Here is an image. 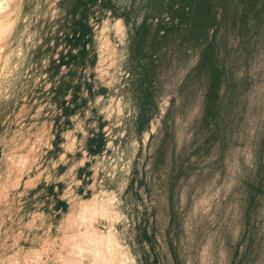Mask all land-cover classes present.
I'll return each mask as SVG.
<instances>
[{
  "label": "rangeland",
  "instance_id": "rangeland-1",
  "mask_svg": "<svg viewBox=\"0 0 264 264\" xmlns=\"http://www.w3.org/2000/svg\"><path fill=\"white\" fill-rule=\"evenodd\" d=\"M76 1L0 0V264H264V0Z\"/></svg>",
  "mask_w": 264,
  "mask_h": 264
},
{
  "label": "trees",
  "instance_id": "trees-1",
  "mask_svg": "<svg viewBox=\"0 0 264 264\" xmlns=\"http://www.w3.org/2000/svg\"><path fill=\"white\" fill-rule=\"evenodd\" d=\"M104 6H109L110 0H101ZM92 0H77L75 2V8L70 12L73 19L74 33L67 35L66 43L69 44L70 48L80 49V54L83 55L87 52V40L92 34V30L88 24V20L84 14L88 11L89 5H91ZM182 13L189 15L188 20L190 21V32L194 35L197 34L199 39L205 36V33L209 31V17H208V0H178V4ZM177 6V7H178ZM174 8V6H173ZM80 14L82 17L77 19L76 16ZM197 39V37H196ZM69 57L65 58L63 55L59 60L58 67L62 65H69Z\"/></svg>",
  "mask_w": 264,
  "mask_h": 264
},
{
  "label": "bare ground",
  "instance_id": "bare-ground-1",
  "mask_svg": "<svg viewBox=\"0 0 264 264\" xmlns=\"http://www.w3.org/2000/svg\"><path fill=\"white\" fill-rule=\"evenodd\" d=\"M112 237H110V238H112ZM120 242L121 241L119 239H117L116 235H114L113 243L115 244V246L117 248H118V246H120ZM94 254H95V257L97 258V256L100 254V251L98 249L97 250H94ZM121 255H120V257H115L113 260H111L110 263H114V264L115 263L116 264H126L128 262V260H129V258H127V260L125 261L124 256L121 257ZM125 255H126V253H125ZM91 264H106V263L103 260L94 259V261Z\"/></svg>",
  "mask_w": 264,
  "mask_h": 264
}]
</instances>
